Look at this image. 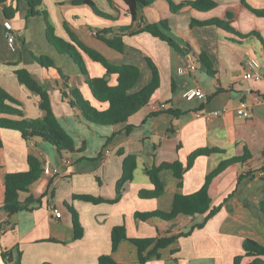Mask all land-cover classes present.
I'll use <instances>...</instances> for the list:
<instances>
[{"label": "crops", "instance_id": "0c3cea01", "mask_svg": "<svg viewBox=\"0 0 264 264\" xmlns=\"http://www.w3.org/2000/svg\"><path fill=\"white\" fill-rule=\"evenodd\" d=\"M72 1L41 0L38 9L42 13L46 11L47 18L29 16V5L25 1L7 0L0 4V86L23 104L27 118L39 119L43 116L40 98L20 84L15 72L26 69L33 74L50 93L54 114L73 137L78 150L63 156L48 142L34 139L28 144L19 132L0 129V264H7L2 254L16 247L22 252L21 264H100L103 256H110L115 264H139L137 246L130 240L122 241L113 252V229L124 225L129 239L163 238L190 232L204 222L206 215H180L175 221L167 222L159 218L143 221L136 214L170 212L178 193L186 196L197 193L207 175L223 161L243 158L245 154L249 156L245 163L229 167L211 183V208L222 204L219 213L202 229L180 237L162 250L160 257L145 264H234L237 256L245 254V239H254L264 246V216L259 208L264 201V103L255 100V97H264V0H214L218 7L204 13L185 7L174 14L169 4L160 0L146 7L143 15L149 23L168 21L169 35L181 47H191L187 56L148 33L126 36L127 48L122 54L118 53L95 33L132 24L124 3L92 0L100 11L114 17L116 21L112 22L96 15L88 5H74ZM173 1L179 4L186 0ZM5 7L16 10L12 18L6 17ZM227 12L233 14V27L244 37L215 26L191 27L193 19H224ZM46 20H52L56 34L64 40L69 41L67 26L109 61L140 67L142 76L137 88L150 79L145 58H151L159 69L161 87L149 105L131 116L127 123L115 126L89 124L77 118V111L62 98L61 73L70 77L71 84L77 86L94 107L102 110L107 105L101 106L95 101L73 60L59 54L49 44ZM137 28L134 25L133 29ZM8 35L16 38L15 50L9 46ZM120 54L124 56L121 61ZM201 54L213 64L218 73L216 78L205 71L198 59ZM34 56H49L55 60V68L42 67ZM84 59L91 77L104 76L105 69L101 65L87 56ZM250 59H257L260 64L259 78L244 80ZM189 62H195L197 70L180 74L179 68ZM63 66L68 69L64 70ZM110 84H117V76L111 77ZM197 88L206 92V100L189 101L184 97L187 91ZM243 101L251 106V118L238 113ZM213 112L218 115H212ZM128 125L133 127L130 133L126 132ZM81 147L83 151H79ZM199 149L219 152L197 157L183 176L182 189L178 188L174 173L163 170L160 174L165 187L163 195L155 199L140 197L142 191L155 188L146 174L147 168L176 161L186 167L190 156ZM32 150L41 153L59 173L54 177L44 173L28 193L20 194L21 202L29 197L41 202L8 216L1 210L5 177L8 173L28 171V156ZM121 150L124 155L119 154ZM127 155L136 156L137 168L133 180L125 185L122 198L114 203ZM74 196H92L106 202L92 203ZM55 211L61 213L60 218ZM73 211L83 228V236L76 240ZM175 249L179 250L173 252ZM250 261L244 257L241 264Z\"/></svg>", "mask_w": 264, "mask_h": 264}, {"label": "trees", "instance_id": "16d2710c", "mask_svg": "<svg viewBox=\"0 0 264 264\" xmlns=\"http://www.w3.org/2000/svg\"><path fill=\"white\" fill-rule=\"evenodd\" d=\"M7 0H0V4ZM12 2L20 3L27 2L29 5V16L45 15L48 17L46 11L43 13L39 11L41 7V0H11ZM127 7V11L131 16L132 24L122 27H110L96 32V37L106 44L110 49L118 53H123L127 48L124 38L126 36H135L141 33H148L160 41L166 42L173 50L181 55H188L191 47H181V45L173 39L169 33L171 27L166 20H161L157 23H149L143 11L146 7L158 0H121ZM169 4L172 13L177 14L183 8L190 7L199 12H209L218 7L214 0H186L179 4L173 0H160ZM74 5H88L96 15L105 18L107 21H116L112 15L103 13L92 0H73ZM15 9L5 7L4 11L7 18H12ZM16 11V10H15ZM264 14V13H263ZM233 14L227 12L224 19L214 18L208 21H198L193 19L191 27L215 26L220 30L236 34L244 37L234 27ZM46 37L50 45H52L59 54L68 55L79 68L82 76L85 79L86 85L97 103L101 106L107 105L106 109H98L94 107L88 100L85 99L81 90L71 84L70 77L64 76L61 70V78L63 86L61 88V95L65 102L69 104L72 109L77 111L76 117L83 118L89 124L100 126H115L127 123L129 118L140 111L143 107L149 105L154 94L161 87V76L158 67L149 57H146V63L150 70V79L147 84L141 88H137L142 76L140 67L133 64H115L109 61L103 54L97 50L89 47L69 27L65 26L69 41L64 40L56 34L53 24L46 20ZM134 25L138 28L134 30ZM87 56L92 62L101 65L105 69V74L102 77H91L84 59ZM34 59L44 68H55L54 62L46 56H34ZM201 64H203L205 71L209 76L216 78L217 72L214 66L204 55L198 57ZM198 62V61H197ZM199 63V62H198ZM20 84L27 87L33 94L40 98L39 108L43 116L39 119H29L25 116L22 109L23 104L13 97L7 90L0 86V129L12 130L19 132L22 138L28 143H32L34 139H39L51 144L61 155H70L78 152L75 141L69 135L62 125L57 120L52 106L50 93L41 85L33 74L26 69H19L15 72ZM117 76V84L111 85L110 79ZM168 113L179 115L178 112L169 111ZM133 127L128 125L126 132L130 133ZM112 139L109 138L110 141ZM108 143V141H107ZM0 147L2 142L0 141ZM81 147L79 151H83ZM216 149H199L196 150L189 158L188 164L185 167L180 161L174 163H163L160 166H153L147 168L146 174L151 179L155 186L153 191L144 190L140 197L144 199L159 198L165 192L164 184L162 183L160 174L163 170H169L174 173L178 180V188L183 187V176L192 168L197 157L202 155H210L218 153ZM124 155V151L119 152ZM245 154L243 158H232L223 161L215 170L207 175L204 186L195 194L186 196L178 193L175 196L173 206L170 212L155 211L151 213H137L136 217L140 220L146 221L151 218H159L163 221H175L180 215L199 216L206 215L204 222L196 225L188 233H183L179 236L163 237V238H147V239H129L124 225L116 227L112 231V250L115 252L119 244L124 240H130L137 246L139 255V264H145L155 257H160L161 251L172 246L180 237H188L195 229H202L206 223L215 217L222 209L223 205L211 208L212 199L209 196V188L212 181L229 167L245 163L248 158ZM46 160L44 156L37 150H32L28 156L29 169L25 172L8 173L5 177V200L1 210L8 216H12L29 210V206L34 202H41L32 197L27 198L24 202L20 201L21 193H28L31 187L39 181L45 171ZM137 168V158L135 155H127L123 164V174L117 183L116 198L112 202H118L123 195L124 187L131 182L134 177V172ZM75 199L92 202L104 203L106 200L94 198L92 196H74ZM261 214L264 216V201L259 205ZM74 222V239H80L83 236V228L79 222L78 216L73 211ZM179 249L173 250V252ZM244 255L237 256L234 264H241L244 257L250 258L249 264H264V246L254 239L247 238L243 242ZM22 252L19 247L13 250L6 251L2 254L3 259L7 264H21ZM100 264H115V261L110 256H103L100 258Z\"/></svg>", "mask_w": 264, "mask_h": 264}, {"label": "built area", "instance_id": "2783aa9c", "mask_svg": "<svg viewBox=\"0 0 264 264\" xmlns=\"http://www.w3.org/2000/svg\"><path fill=\"white\" fill-rule=\"evenodd\" d=\"M9 26V25H8ZM10 28V26H9ZM8 43L9 46L11 47V49L15 50L16 49V38L13 35H8ZM260 68V64L258 62L257 59H250L247 63V70L243 75V79L244 80H253V79H258V75H257V71ZM197 70V64L195 62H189L188 65H186L183 68H179V73L180 74H191L193 72H195ZM184 97L191 101L194 99H201V100H206L207 99V95L206 92L203 89L197 88L194 90H190L187 91L184 94ZM255 100L257 102H263L264 103V97L259 98V97H255ZM238 113L243 116L244 118H251L252 117V111H251V106L246 103V102H241L239 105V109H238ZM212 115H218V112H213L211 113ZM209 114V115H211ZM201 114H199L200 116ZM44 173L46 175H49L51 177L56 176L59 173V170L56 168H52L51 165L49 163H46L45 165V171ZM262 176L264 177V173H262ZM55 215L57 218L61 217V213L58 211H55ZM11 227V226H10Z\"/></svg>", "mask_w": 264, "mask_h": 264}, {"label": "rangeland", "instance_id": "374dc122", "mask_svg": "<svg viewBox=\"0 0 264 264\" xmlns=\"http://www.w3.org/2000/svg\"><path fill=\"white\" fill-rule=\"evenodd\" d=\"M174 2V1H173ZM50 22L51 23H53L52 22V20H50ZM117 56L119 55L118 53H115ZM46 57H49V56H46ZM124 58V56H122L121 54H120V57H118V59H120L119 61H121L122 59ZM53 61H55V60H53ZM64 62H67V64L69 63L70 64V62L69 61H67V59H64ZM57 64L58 65H63V64H61L60 62H57ZM63 67H65V66H63ZM68 68H64V70H67ZM67 72V71H66ZM143 80H144V77L142 78V82H143Z\"/></svg>", "mask_w": 264, "mask_h": 264}]
</instances>
